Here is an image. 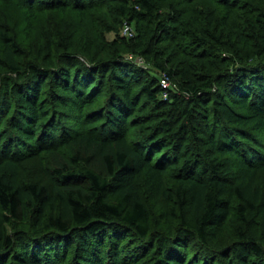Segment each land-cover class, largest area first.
<instances>
[{"label":"trees","instance_id":"16d2710c","mask_svg":"<svg viewBox=\"0 0 264 264\" xmlns=\"http://www.w3.org/2000/svg\"><path fill=\"white\" fill-rule=\"evenodd\" d=\"M18 1L27 15L41 8L36 6L41 0ZM50 1L60 12L70 8L83 12L87 6L86 0ZM166 1L136 0L135 4L149 19L167 21L157 26L158 32L170 33L162 40L185 34L202 45L204 41L198 40L188 24H179L197 0H171L175 16H155ZM210 1L225 8L222 23L229 28L238 0ZM247 1L262 18L257 21L263 33L254 48L263 56L264 0ZM126 12L124 7L121 13ZM209 26L212 32L208 35L218 39V25L210 22ZM0 41V65L21 74L17 60L20 51L13 37L0 32ZM92 51L93 45L85 43V55L90 57ZM121 59L95 66L72 52L63 53L57 60L50 54L43 60L48 70L30 64L25 79L0 87V264L10 259L15 264H61L66 259L71 264H141L153 253L157 254V264H264V152L260 149L264 136V61L258 62L247 52L236 61L234 72L222 71L218 78L205 74H195L196 80L181 77L189 100L171 89L173 115L182 104L187 116L169 140L174 154L179 155L184 135L192 132L195 153L203 158L208 154L209 160L200 168L187 160L176 179L177 188L169 191V157L163 152L172 149L167 148L166 138L156 147L147 140L158 139V133L133 142L126 128L127 115L137 112L139 98L145 97L161 108L166 105L160 99L165 89L160 79L145 78L141 69L129 72L119 67ZM157 66L163 78L174 83L178 72L164 64ZM98 71L101 78L107 77L112 91L98 111L106 120L98 128L76 130L56 110V103L66 107L68 115L79 123H88L84 113L104 95L96 80ZM44 82L55 91L51 106L44 99ZM133 87H139L136 93ZM38 153L53 163L57 183L51 189L20 181V161ZM260 175L262 187L258 184ZM140 178L151 200L162 197L173 203L167 217L178 220L177 227H168L165 234H153L150 210L137 185ZM232 197L238 201L241 225L236 240L220 247L231 216ZM13 222L27 223L31 228L10 234L8 226ZM132 235L136 246L125 251L122 247ZM191 244L200 252L190 258Z\"/></svg>","mask_w":264,"mask_h":264},{"label":"rangeland","instance_id":"374dc122","mask_svg":"<svg viewBox=\"0 0 264 264\" xmlns=\"http://www.w3.org/2000/svg\"><path fill=\"white\" fill-rule=\"evenodd\" d=\"M17 2L19 1L0 0V32L8 33L16 42L20 51L17 60L22 68V73L14 74L0 65V87L5 83L25 79L30 64H36L48 70L43 64V60L50 54L52 58L57 60V57L63 53L72 52L79 56L82 61H88L95 66L97 64L103 66L108 62L109 64L116 63L118 57H121L122 61H118L119 67H123L129 72L137 68L141 69L145 72V78L154 77L157 80H161L164 76V74L159 73L157 64H164L166 68H172L179 74L174 83H170L171 88L183 96L184 100H189V96L184 94L186 90L181 87L184 85L180 81L181 77L186 75L187 80L188 78L196 80L195 74H205L218 78L222 71L232 70L234 72L237 70V68L233 69L236 61L243 58L247 52L249 55L251 54L252 58H257L258 62L264 61V55L256 54L254 48L261 33H263L262 24L257 21L262 18L255 11V6L247 0H238L239 5L235 8L233 15L235 18L230 21L229 28L222 23V17L226 15L224 7L218 6L210 0L194 1L190 11L179 24H188L198 40L204 41L202 45L200 42L194 43L195 39L185 34H181L179 39L170 37L171 40L169 41L162 40L164 36L170 33L158 32L157 26L161 23H167V21L165 19L162 22L161 20L149 19L141 14V9L135 4L136 0H86L85 5L87 6L83 12L73 8L66 12H60L52 8L50 0H41L36 5H40L41 8L36 9L34 15H27L26 10L18 6ZM236 2L237 0L233 3ZM162 5L165 8L155 16L167 17L168 19L170 16H175V8L171 0L163 2ZM124 7H127L125 15L121 13ZM32 16L35 18L32 19ZM210 22L218 25V39H212L208 35L209 32H212L209 26ZM127 26L130 28L128 34L125 33ZM152 36H155L154 40H151ZM242 38L250 44H245V40L241 41ZM87 42L93 45L90 57L84 53V44ZM1 47L0 41V52ZM82 61L81 63L85 64ZM56 63L58 64L59 61ZM92 72L95 73L96 69ZM100 76L101 71H98L96 80L100 82L104 95L100 98V102L84 113V116L89 120L88 123H79L78 119L75 120L68 115L66 107L60 105V102L56 103V110L58 109L59 113L62 112L64 118H67V124L72 128L75 127L76 130L87 131L91 128H98L106 120V116L98 113V111L103 106L102 100L111 89L107 77L101 78ZM30 79L31 77L28 76L27 80ZM43 89L44 99L51 106L52 101L55 100V91L46 82L43 83ZM138 89L139 87H133L134 93ZM170 98L171 89H165L161 93L160 99L165 101L166 105L161 108H158L145 97L139 98L137 112L127 115L129 122L126 128L130 130V137L133 142L146 139V137L148 139L151 137L150 135L158 133V139L147 140L153 142V146L156 147L162 145L161 138H166L169 146L167 148L172 149L170 152H163L169 157V160L166 161V165L168 164L167 188L169 191H174L177 188L176 179L183 173L182 166L184 163L189 160L193 162L194 166L199 164L198 167H195L200 168L204 161L209 160V155L206 154L203 158L198 157L195 153L193 149L195 140L192 132L184 135L182 139L183 148L179 155L174 154L173 142L169 140L181 128V124L185 123L187 116L182 104L177 115H173L174 111L171 108ZM187 104L190 108L191 104ZM55 108H52V111H55ZM166 123H170V126L166 127ZM164 127L166 129H163ZM261 138L262 144H264V136ZM262 144L260 149L264 152V145ZM63 152L69 154L65 148ZM19 164L20 181L37 182L50 189L56 185L57 179L53 173V163L45 154L38 153L29 159L20 161ZM258 184L262 187L263 175L259 176ZM137 185L150 210L153 234H165L168 227H177L178 220L167 217L173 203H167L162 197L151 200L143 184V178L137 181ZM230 200L231 216L225 229V235L220 241V247L229 246L236 240L237 229L241 225L236 208L238 201L234 197ZM29 228L31 227L27 223L13 222L12 225L8 226V232L14 234L19 230ZM127 241L128 244L126 243L122 247L125 251L136 246L134 244L135 236L132 235ZM189 248L190 258L200 252V249L192 244ZM156 262L157 254L153 253L143 259L141 264H157ZM6 264L15 263L10 259ZM61 264L71 263L70 260L66 259Z\"/></svg>","mask_w":264,"mask_h":264},{"label":"built area","instance_id":"2783aa9c","mask_svg":"<svg viewBox=\"0 0 264 264\" xmlns=\"http://www.w3.org/2000/svg\"><path fill=\"white\" fill-rule=\"evenodd\" d=\"M130 31V28L129 26H127L125 28V33L128 34V32ZM161 85L164 89H172L171 86H170V82L166 79V78H163L161 79Z\"/></svg>","mask_w":264,"mask_h":264}]
</instances>
